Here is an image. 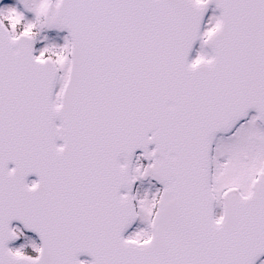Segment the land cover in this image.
<instances>
[{
  "label": "snow or ice",
  "instance_id": "obj_1",
  "mask_svg": "<svg viewBox=\"0 0 264 264\" xmlns=\"http://www.w3.org/2000/svg\"><path fill=\"white\" fill-rule=\"evenodd\" d=\"M0 264H264V0H0Z\"/></svg>",
  "mask_w": 264,
  "mask_h": 264
},
{
  "label": "flooded vegetation",
  "instance_id": "obj_2",
  "mask_svg": "<svg viewBox=\"0 0 264 264\" xmlns=\"http://www.w3.org/2000/svg\"><path fill=\"white\" fill-rule=\"evenodd\" d=\"M30 179H35L34 177H31Z\"/></svg>",
  "mask_w": 264,
  "mask_h": 264
}]
</instances>
